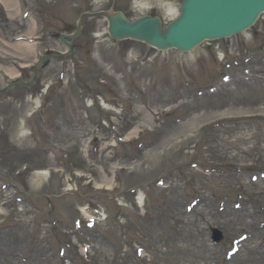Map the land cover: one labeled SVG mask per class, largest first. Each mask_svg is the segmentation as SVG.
<instances>
[{"label": "rangeland", "instance_id": "rangeland-1", "mask_svg": "<svg viewBox=\"0 0 264 264\" xmlns=\"http://www.w3.org/2000/svg\"><path fill=\"white\" fill-rule=\"evenodd\" d=\"M181 2L6 0L20 10L0 14V91L4 72L36 54L11 42L19 35L61 53L54 35L73 33L84 13L157 15L166 26L165 10ZM107 29L103 18L86 21L71 55L49 61L32 86L0 92V264H264V15L184 54L113 41ZM20 75L29 83L33 72ZM43 170L50 177L37 184ZM68 183L77 191L65 194ZM85 206L107 220L86 226ZM242 233L253 237L229 255Z\"/></svg>", "mask_w": 264, "mask_h": 264}, {"label": "water", "instance_id": "water-1", "mask_svg": "<svg viewBox=\"0 0 264 264\" xmlns=\"http://www.w3.org/2000/svg\"><path fill=\"white\" fill-rule=\"evenodd\" d=\"M181 17L162 31L158 18L143 17L130 23L122 13H102L109 21V33L117 40L135 39L159 50L189 51L205 39L230 37L251 27L264 12V0H184ZM84 16L79 23V32ZM65 37L61 39L64 41ZM71 49V48H70ZM47 57L41 59V63ZM217 240L221 235H217Z\"/></svg>", "mask_w": 264, "mask_h": 264}, {"label": "bare ground", "instance_id": "bare-ground-1", "mask_svg": "<svg viewBox=\"0 0 264 264\" xmlns=\"http://www.w3.org/2000/svg\"><path fill=\"white\" fill-rule=\"evenodd\" d=\"M3 1V0H2ZM144 8H146V7H144ZM166 13H167V16L168 17H170L171 19H173L175 16H177L178 14H179V10H178V8H172V6H169L166 10ZM98 37H99V35H97ZM30 50H28V52H29ZM102 106L106 109V110H112V107H110L105 101H103L102 100ZM195 118V117H194ZM193 118V119H194ZM192 119V120H193ZM191 120V121H192ZM204 120V118H197V122H202ZM152 120H149L148 121V123H152L151 122ZM190 121V122H191ZM189 122V123H190ZM188 123V124H189ZM195 127H196V125L194 124V125H192L191 127H189L188 126V132H190V133H194L195 132ZM136 132H134L133 134H135ZM127 141H129V139L127 140ZM185 142H188V139L187 140H184ZM164 157H168V154H165L164 155ZM159 158V157H158ZM236 159V158H235ZM157 160V158L154 160V161H156ZM153 160L151 161L152 163L154 162ZM50 177V172H48V171H38L37 173H36V176H35V182L37 183V184H41L43 181H45V180H47L48 178ZM101 186H103V185H100V186H98V187H100L101 188ZM105 187H106V190H108V191H111L112 189H113V186H112V184L111 183H107V184H105ZM66 191H70V189H68V190H66ZM138 200H139V204L141 205V207L143 208V209H145V202H144V195H140L139 197H138ZM82 211V213L84 214V215H86V217H88V218H90V214L88 213V211H86V209H82L81 210ZM262 230L264 231V226H263V228H262ZM243 234H251V233H243ZM177 252V253H176ZM186 251H185V249H183V248H181V247H178V248H176V251H175V254L176 255H181V254H184ZM178 258H174V261H176ZM253 257L251 258V261H253ZM201 261H204V262H206V263H208V264H214V262H213V259L211 258V257H205V258H202L201 259ZM249 261V259H247V262Z\"/></svg>", "mask_w": 264, "mask_h": 264}]
</instances>
